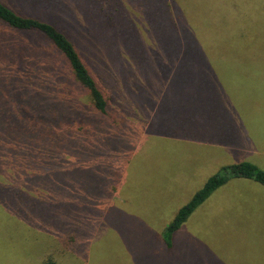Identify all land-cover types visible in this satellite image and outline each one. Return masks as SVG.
Wrapping results in <instances>:
<instances>
[{"label": "rangeland", "instance_id": "374dc122", "mask_svg": "<svg viewBox=\"0 0 264 264\" xmlns=\"http://www.w3.org/2000/svg\"><path fill=\"white\" fill-rule=\"evenodd\" d=\"M73 1L82 5L89 0ZM179 2L196 29L198 52L170 51L179 42L159 33L153 19L161 5L150 0L133 2L136 11H142L136 16L143 20L131 27L134 41L129 42L126 33L115 44L103 28L91 29L89 36L85 29L77 30L76 38L90 51L91 64L107 60L110 67L102 66V73L119 74L112 101L124 122L114 119L102 126L97 124L102 120L99 115L85 119L76 129L79 135L67 150L65 165L59 161L45 171L36 169L37 162L17 166L6 133L13 125L5 114L8 100H0V264H42L53 248L59 257V242L71 230L83 242L60 264H264V186L250 179L228 180L174 234L171 249L162 241L177 211L220 169L250 163L264 172V163L254 164L259 159L249 154L255 146L264 149V70L232 76L233 82H224L219 74L205 75L212 68H264V46L257 51V41L264 37V0ZM197 9L211 15L234 10L233 21L225 24L227 14L220 11L205 24L194 13ZM260 10L262 23L254 17ZM163 17L161 13L159 18ZM229 27L231 36L220 35ZM29 36H21L22 50L29 45ZM31 56L44 61L43 65L30 61L33 72L49 75V83L42 87L45 102L53 99L51 114L86 105L85 96L66 92L54 50H33ZM200 70L204 76L197 74ZM131 75L134 81L128 86ZM203 78H209L208 84ZM11 83L7 76L0 79L1 97ZM208 90L211 96L205 94ZM229 101L233 106L227 109ZM33 109L43 111L35 104ZM231 126L240 132H232L234 142L217 146L219 138L211 136L218 130L220 142H226L220 130ZM55 128L56 138H64L65 130L62 133L57 123ZM115 128L118 134L112 135ZM19 151L22 160L23 153L30 155L26 161L42 158L34 155L33 146L31 154ZM18 171L21 190L12 194L11 177Z\"/></svg>", "mask_w": 264, "mask_h": 264}, {"label": "trees", "instance_id": "16d2710c", "mask_svg": "<svg viewBox=\"0 0 264 264\" xmlns=\"http://www.w3.org/2000/svg\"><path fill=\"white\" fill-rule=\"evenodd\" d=\"M133 2L134 0H92V5L89 0L81 5L73 0H0V79L7 76L8 80H12L10 91L2 94L0 100H8L5 114L8 116L7 119L13 121V125L6 127L9 130L6 133L9 142H12L11 149L14 152L12 160L17 166L24 168L23 163L32 165L37 162L36 169L45 171L49 170V167L57 166L59 161L60 165H65L64 159L70 155L67 150L79 135L76 129L84 125L85 119L95 120V115H99L102 120H97V124L102 126L106 123L111 124L114 119L124 122L112 101L114 98L112 90L119 85L117 79L119 74L115 77L114 73H110L109 76L102 73V66L110 67L107 60L99 58L96 64H91L90 51L85 43L78 41L76 32L81 27L87 31L86 36H89L93 33L91 29L103 28L108 31L110 39L115 44L119 36L126 33L129 34V42L134 41L135 35L131 27L135 25L134 23L143 20L136 16V13L142 11H136ZM150 2L161 5L157 11L158 18L153 19L158 23L159 33L164 37L168 34L171 39L179 43L185 39L184 43H176L170 51L198 52L200 48L196 43V29L188 23L179 0H150ZM71 6L73 7L70 8ZM161 13L164 15L162 19L159 18ZM194 13L199 15L198 18L206 21L205 24L213 19V15L207 13L205 9H197ZM23 34H28L32 38V41L31 38L29 39V45L25 50H22L23 45H21ZM137 42L136 36L138 46ZM42 44L50 45L56 52L58 57L55 60L61 66L63 81L67 82L66 92L77 93L80 98L85 96L86 105H82L77 111L66 113L59 111L51 114L52 108L49 105L54 102L52 98L45 102L42 87L43 83H49V75H40L38 69L33 72L35 67L29 64L30 61L36 65L44 63L42 58L31 56L33 50L42 53L52 52ZM183 44H186V47H183ZM201 50L204 51L203 45ZM98 64L101 67L95 68L99 67ZM118 67L124 69L122 65ZM132 75L127 77L131 78L129 81L131 84L126 83L128 86L133 84ZM34 104L43 111L33 109ZM55 123L62 133L65 130L64 138L61 140L56 138ZM118 131L115 130L112 135H117ZM31 146L36 148L34 155L38 157L42 155V158L26 161L30 155L23 153L24 160L26 159L23 162L24 160L19 158L21 156L19 150L27 149L31 154ZM15 156H18V159H14ZM24 172L29 176V182L32 181V176ZM21 177L20 171L12 174L10 182L12 194L20 192ZM232 178L250 179L264 186V172L250 163L223 167L177 211L171 223L164 229L162 241L166 249L172 248L174 234L191 214L215 190ZM118 181L117 178L114 183L117 184ZM82 242L81 236L76 231L65 233L59 242L58 251L61 255L58 257L53 254V251H56L54 248L47 250L42 264H60L62 259L67 258L63 256L70 254L75 248L79 249Z\"/></svg>", "mask_w": 264, "mask_h": 264}, {"label": "crops", "instance_id": "0c3cea01", "mask_svg": "<svg viewBox=\"0 0 264 264\" xmlns=\"http://www.w3.org/2000/svg\"><path fill=\"white\" fill-rule=\"evenodd\" d=\"M220 11H223L224 13L227 14V21L225 22V24L232 23L233 18L231 19V16L234 13V10L233 11L226 10V9H224V10H218L213 15V18ZM241 13L244 14L243 11ZM249 13H250V11H249ZM262 16H263V11L260 10V11H255L254 12V17L259 18L261 20V23H262ZM261 28L264 31V24L262 25ZM222 34L231 36L232 35V31H231L230 27H229V31L228 32H221L220 35H222ZM216 41L217 40L214 39V42L215 43H216ZM257 44H258V48H259V50H257V51L259 53L262 50L263 46H264V37L262 39H260L259 41H257ZM207 50H210V49H207ZM207 50H205V51H207ZM222 58H223V56H222ZM262 70H264V68L252 67L250 69H248V68H240V69H238V68H234V67H223V68H212V69H210V72L209 71H206L207 73H205V75H209V76H213L214 75V76H217L216 74H219V76H223V81L224 82H227V81L233 82L234 79H232V76L241 75V74H243V75H254L253 72L257 73V71H262ZM200 71L201 72H197V74L204 76L203 70H200ZM208 81H209V78H203V80H202V82L204 84H208ZM215 82L219 84L217 77H215ZM222 93H223V91H222ZM205 94L211 96V92L209 90L207 92H205ZM230 94L231 93L226 94V95H230ZM210 101L213 103V106H214V109H215L216 108L215 101L214 100H210ZM231 105L233 106V103H232V101H229V103H227V109H229ZM230 123L233 124L234 122H230ZM220 131H222V135L225 138L226 142H222V141L220 142L222 136L219 135V131L218 130L215 132L214 135L211 136L213 138L216 137L217 140L219 138V141H217V143H216V145L219 146V147H221V146H227V144H229L230 141L235 140L234 133L239 132V130H237L234 126H231L229 128H226V129H221ZM240 131L243 132V129H240ZM232 132H234V133H232ZM208 133H210V131H208ZM200 135H201L200 137H201V140H202V137H203L202 136V133ZM207 135L210 136V134H207ZM204 136H206V135H204ZM239 139H241L240 136H239ZM243 140H245V139H243ZM257 144H258V142H257ZM259 145H261V144H259ZM255 148H256V151H252L249 154H252V155L256 156L259 159V161H253V163L254 164L255 163L256 164H259V163H262L263 164L264 163V149L262 147H258V146L257 147L255 146ZM217 154H218V156H221V154L219 152H217ZM262 167H264V166H262Z\"/></svg>", "mask_w": 264, "mask_h": 264}]
</instances>
